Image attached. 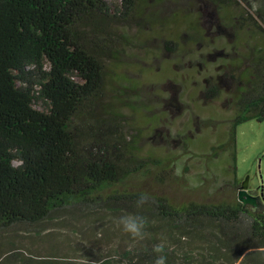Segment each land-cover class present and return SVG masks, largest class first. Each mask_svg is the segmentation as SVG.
I'll return each instance as SVG.
<instances>
[{
  "label": "trees",
  "instance_id": "obj_1",
  "mask_svg": "<svg viewBox=\"0 0 264 264\" xmlns=\"http://www.w3.org/2000/svg\"><path fill=\"white\" fill-rule=\"evenodd\" d=\"M207 1L222 11L223 28L236 27L235 18L242 23L232 42L218 37L217 45L205 37L199 24H190L194 16L183 12L175 16L191 17L187 24L192 34L186 45L206 42L209 50L217 52V62L196 90L204 103L225 95L229 109L223 110L230 113L216 122L225 124L226 139L216 140L215 145L209 140V150H193L187 139L195 137L198 128H189L180 136L178 150L145 159L135 154L141 132L124 119L120 108L148 111V106L127 96V87L137 88V81L125 71L113 70L123 64L121 43L141 18L143 0H120L116 9L105 0H0V264H75L57 251L43 256L33 249L22 251V232L6 235L21 225H26L29 235L39 237L49 230L48 222L60 218L87 234L94 224L107 228L109 217L115 220L138 210L150 220L149 234L143 241L129 237L125 246V236L119 233L118 246L107 244V248L121 259L153 264L152 248L163 242L169 264H264V212L243 205L238 197L232 203L173 205L152 195L137 209L140 192L106 193L137 173L184 169L185 157L209 166L228 149L233 165L219 176L232 177L240 187L234 164L237 126L264 117V41L241 51L248 45L242 29L249 27L264 39V26L245 9L233 17L230 10L240 6L238 0ZM178 44L164 40L170 53ZM171 61L180 62L172 58L168 64ZM209 116L198 126L212 124L215 120ZM79 215L83 223L75 220ZM179 239L185 240L183 246ZM88 252L84 251L82 264H116L107 251L96 257Z\"/></svg>",
  "mask_w": 264,
  "mask_h": 264
},
{
  "label": "rangeland",
  "instance_id": "obj_2",
  "mask_svg": "<svg viewBox=\"0 0 264 264\" xmlns=\"http://www.w3.org/2000/svg\"><path fill=\"white\" fill-rule=\"evenodd\" d=\"M105 1L112 9L120 5V0ZM238 1L240 6L234 5L230 10L233 17L245 9L264 26V0ZM179 12L194 16L190 24H199L205 37L213 39L215 41L213 43L217 45L220 44L216 40L218 37H222L225 40L224 43H230L233 40L234 31L242 28V23L237 18L233 19L236 27L223 28L222 11L207 0H143L141 18L134 21L121 43V45L124 44L125 49L121 61L123 64L113 70L114 72L125 71L130 78L137 81V88L131 87L135 84L127 87L126 91L129 93L127 96L135 99L137 105L146 103L148 106V111L139 108L130 109L123 105L120 108L124 119L132 128L141 132L137 141L139 151L135 154L145 159L150 158V155L159 159L163 156L161 155L163 151L178 150L180 136L183 133L188 134L190 129L198 128L196 130L198 134L187 139L193 150H209L210 143L215 145L216 140H218L217 143H223L226 139L225 124L216 122L229 116L230 112L224 111L229 109L225 95L219 96L214 102L204 103L201 93L196 90L197 83H203L204 73H209L212 69L210 67L217 62H215L217 52L209 50L206 42L186 45L185 42L188 43V41L185 40L192 34L187 24L191 17L187 20L178 18L175 15ZM242 30L248 45H244L241 51H245L249 44L258 45L264 41L261 34L255 30L246 26H243ZM167 39L179 42L177 50L175 49L173 53L165 49L164 40ZM172 58H177L180 62L172 64L171 61L168 64L167 61ZM150 68L154 69L153 72L148 71ZM201 70L204 72L202 73ZM174 74L179 75L175 77ZM76 79L81 81L77 76ZM208 103L212 104L208 106L206 105ZM209 114L212 115L209 116L210 119L215 120L217 124L213 122L204 128L199 127L202 119ZM193 120H197V123H191ZM150 147L158 153L151 154ZM234 150L237 176L242 181L249 175V187L261 196L263 208L259 210L264 212V117L261 120L249 119L237 126ZM219 153L217 158L210 161L209 166L191 156L185 157L184 169L181 167L167 170L158 168L152 171L148 169L147 173H137L139 175L136 178L125 181L122 187L111 186L106 193L111 194L115 189L119 192L148 193L150 196L164 197L173 205L189 201L232 203L237 198L239 187L234 185L235 181L232 177L219 176V173L227 174L229 167L231 169L233 165L231 150ZM75 220L84 222L80 215ZM65 224L66 220L60 218L57 221L48 222L46 226L49 230L40 234L39 237L25 232L26 225H21L16 228V231L8 232L6 235L8 237L21 231L19 240L22 251L27 253L28 249H33L38 256L57 251L56 255L67 256L66 258L75 264H82L84 251H89L92 257L99 256L98 253L101 251H107L108 254L113 255L114 263L133 264L127 259H121L107 248L118 246L119 233H121L120 236H125L124 245H129V236L120 232L114 225L113 217H109L107 228L100 224L97 227L94 224V229L87 234L78 230V226ZM109 227L116 229L110 231ZM178 242L183 246L185 240L179 239Z\"/></svg>",
  "mask_w": 264,
  "mask_h": 264
},
{
  "label": "clouds",
  "instance_id": "obj_3",
  "mask_svg": "<svg viewBox=\"0 0 264 264\" xmlns=\"http://www.w3.org/2000/svg\"><path fill=\"white\" fill-rule=\"evenodd\" d=\"M151 199L148 193L138 194L136 200L137 209L142 208ZM115 226L132 239L143 241L149 234L150 220L138 210L119 215L115 219ZM152 253L154 256L153 264H169L168 253L163 242L155 244L152 248Z\"/></svg>",
  "mask_w": 264,
  "mask_h": 264
},
{
  "label": "water",
  "instance_id": "obj_4",
  "mask_svg": "<svg viewBox=\"0 0 264 264\" xmlns=\"http://www.w3.org/2000/svg\"><path fill=\"white\" fill-rule=\"evenodd\" d=\"M249 175H247L240 184V187L237 192L238 200L243 204L247 206H253L255 207L258 202H261L262 198L258 195H253L249 191Z\"/></svg>",
  "mask_w": 264,
  "mask_h": 264
},
{
  "label": "flooded vegetation",
  "instance_id": "obj_5",
  "mask_svg": "<svg viewBox=\"0 0 264 264\" xmlns=\"http://www.w3.org/2000/svg\"><path fill=\"white\" fill-rule=\"evenodd\" d=\"M248 191H249L251 194H253V195H258V193H257V192H253V191L250 189V187H249ZM249 207H250L252 210H254V211H260L259 209H260V208L262 209V208H263V205L261 204V202H258V204H257L255 207L250 206V205H249Z\"/></svg>",
  "mask_w": 264,
  "mask_h": 264
}]
</instances>
